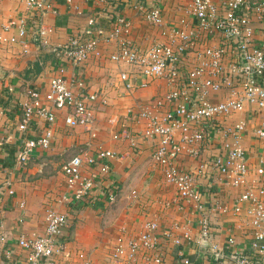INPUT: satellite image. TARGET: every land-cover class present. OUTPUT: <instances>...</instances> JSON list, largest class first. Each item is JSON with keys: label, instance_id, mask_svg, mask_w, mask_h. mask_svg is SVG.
<instances>
[{"label": "crops", "instance_id": "0c3cea01", "mask_svg": "<svg viewBox=\"0 0 264 264\" xmlns=\"http://www.w3.org/2000/svg\"><path fill=\"white\" fill-rule=\"evenodd\" d=\"M141 1L159 4L161 26L150 25L133 8L135 0H51L49 8L40 13L27 12L21 0H0V34L14 38L0 44V264H25L28 252L17 246L16 241L43 233L48 208L66 215L61 237L65 241L62 260L67 264H77L82 259L88 264H109L116 238L132 237L147 220L157 223L159 264H179L183 258L192 264H234L229 258L233 248L254 264H264L248 248L247 217L243 204L236 200L244 185L230 186L220 175L208 171L199 179L204 209L196 210L192 203L176 199L173 184L163 179L160 167L150 157L152 145L135 138L136 143L131 146L128 138L123 137L139 132L142 125L135 118L138 109L160 102L166 86L161 79H152L144 87H139L138 80H134L129 89L119 82V71L129 67L108 59V54L115 49V43L106 38L114 18L122 15L129 21L128 36L139 47L163 40L167 28L177 25L180 19L192 25L185 12L187 0ZM246 1L251 6L262 0ZM249 17L254 36L258 38L264 17L258 19L254 12ZM90 18L94 20L97 45L88 58L72 65L55 56L51 46L83 34ZM19 20L27 25L22 37H17L14 27L2 31L3 26ZM35 24L48 30L49 47L39 43ZM217 41V34H201L198 46ZM192 59L190 53L184 63ZM58 67L62 68L67 82L80 81L85 92L96 93L92 127L97 135L90 138L84 127H67L63 122L65 112L56 110L51 146L34 149L25 161L18 162L16 154L23 139L47 126L45 121L36 118L25 132H19L16 126L20 120V103L29 88L44 91ZM222 95L223 92L211 94L208 99L215 102ZM164 108L160 105L159 110ZM238 120L244 122L239 142L246 156V180L252 185H262L264 173L259 184L255 169L264 158V141L257 138L255 131L264 125V106L246 103L225 122ZM113 134L117 138L113 139ZM220 141L221 134H218L201 148V158L212 159ZM86 143L92 153L102 148L113 151L115 157L108 161L106 173H100L97 165L84 166L82 173L92 178L94 188L78 203L64 200L61 196L68 189L61 166L84 149ZM180 163L187 169L195 166V160L187 157L181 158ZM110 193L112 200H108ZM202 219L205 226L201 224ZM203 231L205 237H202ZM228 236L233 237V245L226 243ZM142 256L138 254L135 264L144 261Z\"/></svg>", "mask_w": 264, "mask_h": 264}, {"label": "built area", "instance_id": "2783aa9c", "mask_svg": "<svg viewBox=\"0 0 264 264\" xmlns=\"http://www.w3.org/2000/svg\"><path fill=\"white\" fill-rule=\"evenodd\" d=\"M50 1L21 0L30 13L46 10ZM132 6L150 25L157 27L163 24L159 4L135 0ZM185 12L191 19V26L180 19L177 25L167 28L163 40L146 47H139L130 40L129 21L124 16L117 15L113 20V27L106 38L115 43V49L108 54V59L129 67L119 71V82L129 89L134 80H138L139 87H144L152 79H161L166 86L160 102L138 109L135 118L142 125L139 132L133 136L124 134L123 137L128 138L131 146L135 145V138L149 142L152 145L150 157L160 167L163 179L173 184L176 199L192 203L196 210L204 209L199 179L208 171L220 175L230 186L244 185L236 200L243 204L247 217L248 248L264 262V184H260L264 158L255 169L260 185L248 183L246 156L239 142L244 122H225L246 103L264 106V26L259 37L255 38L249 17L250 12L256 13L258 19L264 17V0L251 6L246 0H187ZM93 24L94 20L88 19L83 34L73 35L66 42L51 46L54 55L72 65L84 62L97 45ZM10 27L16 29L19 38L27 31L24 20L1 29L7 31ZM34 27L41 46L49 47L46 39L48 30L42 25L35 24ZM206 33L217 34L218 41L199 47V36ZM12 40L14 38L0 34V44ZM190 53L193 59L185 69L184 62ZM72 83L66 81L62 68L58 67L44 91L27 90L26 98L20 103L17 130L25 132L36 118L45 121L47 126L23 139L16 154L18 162L25 161L34 149L51 146L56 110L65 112L63 122L67 127H84L90 138L96 137V130L92 127V103L96 100V93L85 92L80 81ZM219 92H223L219 100L212 102L208 99L209 95ZM160 105L165 106L163 111L159 110ZM218 134H221V141L213 158L202 159L201 148ZM255 134L264 141V125L258 127ZM112 138H117V134ZM93 152L86 143L84 149L63 162L61 171L68 192L61 196L62 199L78 203L94 188L92 178L82 173L84 166L97 165L100 173L108 171V161L115 157L114 152L102 148ZM184 157L195 160V166L189 169L182 166L180 160ZM112 199L113 194L110 193L108 200ZM44 220L42 234L20 237L16 241L17 246L28 252L25 264H67L62 260L65 241L61 237L66 215L48 208ZM201 224L205 226L204 219ZM156 230V221L147 220L132 237H117L108 257L109 264H135L138 254L143 255L141 264H159L161 258L156 248ZM205 235L203 231L202 237ZM226 243L233 245V237L228 236ZM229 258L234 264H254L234 248L229 251ZM77 264H88V261L82 259ZM179 264L192 262L183 258Z\"/></svg>", "mask_w": 264, "mask_h": 264}, {"label": "rangeland", "instance_id": "374dc122", "mask_svg": "<svg viewBox=\"0 0 264 264\" xmlns=\"http://www.w3.org/2000/svg\"><path fill=\"white\" fill-rule=\"evenodd\" d=\"M187 63H188V64H187ZM189 64H191L189 61L186 62V63H184V65H186V66H189Z\"/></svg>", "mask_w": 264, "mask_h": 264}]
</instances>
